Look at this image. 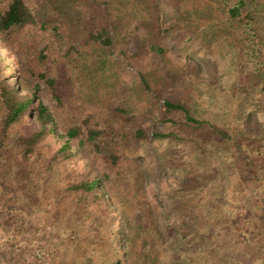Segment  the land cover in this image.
Here are the masks:
<instances>
[{"label": "trees", "instance_id": "1", "mask_svg": "<svg viewBox=\"0 0 264 264\" xmlns=\"http://www.w3.org/2000/svg\"><path fill=\"white\" fill-rule=\"evenodd\" d=\"M87 1L0 0V45L7 49L13 46L11 53H18L11 62L14 64H7L9 52L0 53V205L4 210L2 217L18 211L23 217L19 222L15 219L8 230L2 228L0 238L15 233L27 235L30 242L33 235L45 243L44 248L47 237L41 230L52 232L61 228L57 217L63 216L67 221L72 207L64 211L56 208L59 212L53 211L50 221L43 222L37 215L45 212L44 201L41 205H31L32 195H39L47 181L59 175L63 164L81 159L86 160V176L78 173L77 168L71 171V181L65 187L62 184L60 194L76 193L78 204L86 201L87 206L94 204L103 209H97V214L94 211V217L88 218L87 223L99 232L96 244L106 249V264H157L162 254L163 235L156 221L154 203L142 187V173L129 164L122 151L127 140L144 144L148 138L145 130L137 127L129 132L120 128V136H114V147L109 149L103 146L108 143L103 129L106 122L101 121L102 110L77 107L80 98L86 97L85 80L93 82L104 73L100 55L118 43L114 33L117 31L119 35L120 25L116 23L122 15L120 11L114 16V2L122 6V0H102V5L101 0H90L93 5L88 11L84 4L90 3ZM70 3H77L72 13ZM214 3L228 19L231 35L236 32L253 52L257 47L264 48V0H214ZM76 26L77 33L72 34ZM26 36L44 39V46L35 53V69L29 67L30 77L44 81L55 110L44 102L41 84L21 77L20 58L25 51L32 55L34 50V45H26ZM151 49L164 53L159 46ZM261 64L258 72L264 85V61ZM118 72H114L116 86L122 82ZM148 80L142 76V82L149 87ZM261 109L264 116V106ZM165 111L182 112L184 125L189 129L199 130L206 125L213 129L216 144L212 155L220 166H223L222 154L231 161V177L217 166L209 181H205L208 177L204 175L192 177L189 173L188 180L183 179L180 187L182 193L188 194L186 189L192 182L204 183V193L205 186L218 185L211 192L220 202L204 196L199 201L187 198L178 205L166 206L171 212L177 211L176 215L183 213L172 224L179 250L199 256V260L191 258V262L197 260L198 264H264V122L263 129H253L259 130L262 137L259 143L249 130L250 123H246V129L237 138L197 119L181 103L166 101ZM58 118L68 123L63 132L59 130ZM153 137L168 138L169 134L154 133ZM97 162H105L117 170L114 183L107 184L112 178L97 167ZM29 169L32 172H26L25 176L24 172ZM223 174L226 181L231 180L227 187L216 184ZM18 185L30 193L19 196ZM128 195L129 203L124 201ZM215 211L221 214L215 216ZM114 218L118 221L117 230ZM102 226L108 230L102 232ZM73 227L81 233V228ZM78 240H82L80 234ZM5 252V247L0 249L4 260ZM180 261L185 262L180 259L176 264Z\"/></svg>", "mask_w": 264, "mask_h": 264}, {"label": "rangeland", "instance_id": "2", "mask_svg": "<svg viewBox=\"0 0 264 264\" xmlns=\"http://www.w3.org/2000/svg\"><path fill=\"white\" fill-rule=\"evenodd\" d=\"M260 1L262 0H258ZM87 2L90 3L84 4L88 11L93 2ZM122 2V6L114 2V16L120 11L122 13L116 23L120 25L119 35L117 31L114 33L118 43L101 53L104 73L96 77L94 83L89 79L85 80L86 97L80 98L81 102L77 107L102 110L101 121L106 122L103 129L108 143L103 146L109 149L114 147V136H120V128L130 130L129 132H134L137 127L145 130L148 138L144 144L127 140L122 151L129 164L134 168L136 166L142 173V187L146 196L154 203L156 221L163 235L160 248L162 254L157 264H176L180 259L185 262L180 261L178 264H198L199 256L180 251L176 244V231L172 224L175 217H182L183 213L176 215L177 211L171 212L167 208L170 204L175 206L174 204L183 203L187 198L199 201L206 196L218 201L211 192L218 185L205 186L204 193V183L195 185L192 182L186 189L187 194L181 191L182 180H188L187 175L190 173L192 177L204 175L208 177L205 181H209L217 166L226 171L227 177H231V161L229 156L222 154L223 166H220L216 156L212 155L216 144L213 129L207 125L199 130L187 128L183 113L166 112L165 102L181 103L197 119L207 121L213 128L226 131L237 138L246 129V123H250L249 130L256 137L253 138L260 143L262 137H259V130L253 129L262 128L264 122L261 112V107L264 106V85L263 77L258 72L264 61V48L257 47L253 52L252 49L249 50L246 40L236 32L231 35L228 19L214 5V0ZM100 3L102 5V0ZM75 4L77 3L68 5L71 13L76 8ZM76 29L77 26L72 28L71 33H77ZM33 37L26 36V45H34L32 55L25 51L19 57L22 60V64L18 63L21 77L30 83L41 84L44 102L51 110H55L56 106L44 81L30 77L29 67L34 68L37 54L45 44L43 38ZM153 46L163 48L164 53L153 51ZM10 49L13 46L7 49L0 45V53L6 55L9 52L7 64H14L11 62L18 53H11ZM115 71H119L123 82L119 86L114 85ZM10 76L14 78L13 74ZM142 76L149 79V87L142 82ZM57 120L59 130L63 132L68 123L64 118ZM168 120H174L175 123ZM117 124H121V127ZM154 133L169 134V137L154 138ZM85 162L86 160L76 159L63 164L61 167L64 168L59 169V175L46 184L44 181V188L39 195H32L31 205H41L44 201L45 212L37 215L43 222L50 221L53 211L57 214L71 206L67 221L63 216L57 217L61 228L52 232L41 230V234L45 233L47 237L44 248L45 243L39 242L33 235H30V242L27 240L28 236L22 234L13 233L10 237H1L0 249L5 247L7 254L4 260L0 253L2 264H6L7 260L9 264H106V249L99 248L96 244L99 232L91 228L93 226L90 221L91 227L87 223L88 218L94 217V211L97 214V209H103L94 204L87 206L86 201L78 204L76 193L64 191V194H60L62 184L65 187L71 181V171L77 168L78 173L86 176ZM96 164L111 176L112 179L107 184L114 183L117 170L105 162ZM26 172L29 174L32 170H26L25 176ZM225 178V174L221 175L216 184L221 183L224 187L230 185L231 180L226 181ZM18 188L19 196L30 193L21 185ZM124 201L131 202V197L128 195ZM213 206L215 210L218 209L215 203ZM56 208L60 210L56 211ZM2 209L3 206L0 205V233L2 228H11L15 219L18 222L19 219L23 220L21 211L2 217ZM219 214L221 213L214 212L215 216ZM74 225L81 228V233L77 232ZM117 225L118 221L114 218L115 230ZM107 230L105 227L101 228L102 232ZM78 233L81 241L78 240ZM191 258L197 260H193V263Z\"/></svg>", "mask_w": 264, "mask_h": 264}]
</instances>
